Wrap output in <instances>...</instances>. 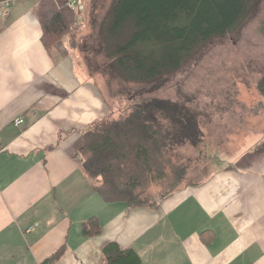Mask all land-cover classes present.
I'll return each instance as SVG.
<instances>
[{"label":"crops","instance_id":"crops-1","mask_svg":"<svg viewBox=\"0 0 264 264\" xmlns=\"http://www.w3.org/2000/svg\"><path fill=\"white\" fill-rule=\"evenodd\" d=\"M40 2L0 5V264H108L111 244L138 264H264V133L156 207L106 202L75 144L113 111L68 45L45 47Z\"/></svg>","mask_w":264,"mask_h":264},{"label":"trees","instance_id":"trees-1","mask_svg":"<svg viewBox=\"0 0 264 264\" xmlns=\"http://www.w3.org/2000/svg\"><path fill=\"white\" fill-rule=\"evenodd\" d=\"M106 1L91 0L89 25L98 45L94 53L103 65L89 61L90 68L110 80L152 89L163 86L207 44L243 26L259 3L264 5V0ZM70 3L80 7L82 0H41L38 9L43 44L63 55L64 40L78 21ZM258 90L264 96V76ZM129 110L93 124L75 148L83 171L106 202L156 207L159 202L144 200V184L165 178L177 148L198 146L204 140L203 129L187 103L147 99ZM93 225L86 224V235L93 234ZM104 251L108 264L139 263L133 251L114 244ZM59 258L57 253L45 264H56Z\"/></svg>","mask_w":264,"mask_h":264},{"label":"rangeland","instance_id":"rangeland-1","mask_svg":"<svg viewBox=\"0 0 264 264\" xmlns=\"http://www.w3.org/2000/svg\"><path fill=\"white\" fill-rule=\"evenodd\" d=\"M91 3L82 0L80 8L76 5L78 21L64 46L70 47L71 56L95 78L113 113L129 112L131 105L147 99L182 102L197 113L203 129L204 140L198 146L177 148L165 178L144 184V200L160 202L181 188L205 182L220 166L224 153H232L248 138L264 133V96L258 90L264 76L263 4L257 5L243 26L207 44L163 86L152 89L110 80L90 68L89 61L93 66L103 65L94 53L98 45L89 25Z\"/></svg>","mask_w":264,"mask_h":264},{"label":"built area","instance_id":"built-area-1","mask_svg":"<svg viewBox=\"0 0 264 264\" xmlns=\"http://www.w3.org/2000/svg\"><path fill=\"white\" fill-rule=\"evenodd\" d=\"M6 2H4V3H2V4H5ZM69 6L72 8V9H74V10H76V8H77V6L75 5V4H72V3H70L69 4ZM80 8V7H79ZM24 123V120L23 119H17L16 121H15V126H20V125H22Z\"/></svg>","mask_w":264,"mask_h":264}]
</instances>
